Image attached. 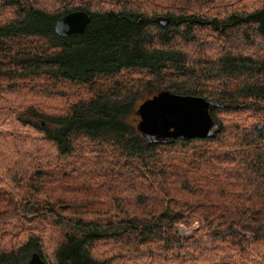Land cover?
I'll use <instances>...</instances> for the list:
<instances>
[{"label": "trees", "instance_id": "obj_1", "mask_svg": "<svg viewBox=\"0 0 264 264\" xmlns=\"http://www.w3.org/2000/svg\"><path fill=\"white\" fill-rule=\"evenodd\" d=\"M163 90L220 106L211 136L144 138ZM33 253L264 264V0H0V264Z\"/></svg>", "mask_w": 264, "mask_h": 264}, {"label": "water", "instance_id": "obj_2", "mask_svg": "<svg viewBox=\"0 0 264 264\" xmlns=\"http://www.w3.org/2000/svg\"><path fill=\"white\" fill-rule=\"evenodd\" d=\"M90 21L83 10L63 14L54 23L53 30L58 37L82 34ZM220 106L201 97L175 94L163 90L147 99L139 106L142 121L137 129L147 140H156L152 134L165 137L208 138L217 125L210 116V111ZM151 115H163V122L155 125ZM170 116L172 118H170ZM160 140V139H159ZM27 264H45L38 254L33 253Z\"/></svg>", "mask_w": 264, "mask_h": 264}, {"label": "flooded vegetation", "instance_id": "obj_3", "mask_svg": "<svg viewBox=\"0 0 264 264\" xmlns=\"http://www.w3.org/2000/svg\"><path fill=\"white\" fill-rule=\"evenodd\" d=\"M152 98V96L151 97H149V98H147V99H151ZM146 100H144V101H142L139 105H138V107H137V109H136V111L134 112V114H135V120L137 121V124L140 122V121H142V119H143V116H141L140 115V111H139V106L143 103V102H145ZM151 117H152V120H153V122L155 123V125H160V124H162V122H163V115H161V116H159V117H155V115H151ZM170 118H172L171 116H170ZM152 137L154 138V139H156V140H161V139H165V137H162V136H158L157 134H152ZM167 139V138H166Z\"/></svg>", "mask_w": 264, "mask_h": 264}, {"label": "rangeland", "instance_id": "obj_4", "mask_svg": "<svg viewBox=\"0 0 264 264\" xmlns=\"http://www.w3.org/2000/svg\"><path fill=\"white\" fill-rule=\"evenodd\" d=\"M194 227H196V224H194ZM177 231L181 237H185L190 233V231L182 225L177 226Z\"/></svg>", "mask_w": 264, "mask_h": 264}]
</instances>
